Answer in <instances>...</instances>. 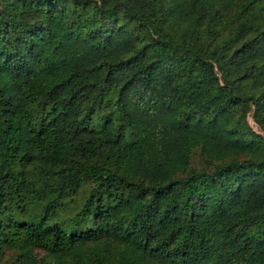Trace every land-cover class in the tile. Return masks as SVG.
<instances>
[{"label":"trees","instance_id":"16d2710c","mask_svg":"<svg viewBox=\"0 0 264 264\" xmlns=\"http://www.w3.org/2000/svg\"><path fill=\"white\" fill-rule=\"evenodd\" d=\"M2 247L264 264V0H0Z\"/></svg>","mask_w":264,"mask_h":264},{"label":"rangeland","instance_id":"374dc122","mask_svg":"<svg viewBox=\"0 0 264 264\" xmlns=\"http://www.w3.org/2000/svg\"><path fill=\"white\" fill-rule=\"evenodd\" d=\"M246 122L248 124V126L251 127V129L255 132H259V130L257 129L256 125L253 123L251 117H250V111L246 114ZM36 164L35 160H31L27 165L26 168L27 169H31L32 165ZM86 188V186H84ZM82 196H83V192L82 191H78L77 194H73L71 195L70 199H63V206L62 208H60L59 210V214L58 216L62 219V218H68L69 216L72 215V213L74 212V210L76 209V207L80 204V202L82 201ZM26 217H30L29 215V211L25 212V213H13L12 219L13 220H20ZM32 217V216H31ZM12 251L8 250L6 248L2 247L1 250V254H0V264H10V261L12 259ZM38 257L42 256V253L39 252L37 254ZM38 264V263H37Z\"/></svg>","mask_w":264,"mask_h":264}]
</instances>
